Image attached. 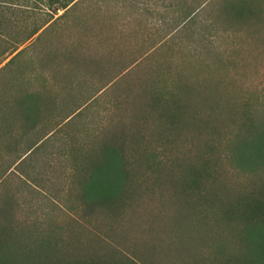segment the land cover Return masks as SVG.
Returning <instances> with one entry per match:
<instances>
[{
	"label": "rangeland",
	"instance_id": "obj_1",
	"mask_svg": "<svg viewBox=\"0 0 264 264\" xmlns=\"http://www.w3.org/2000/svg\"><path fill=\"white\" fill-rule=\"evenodd\" d=\"M205 1L87 0L47 28L39 41L33 38L25 44L31 45L29 51L13 72L0 77V114L5 111L8 90L42 91L43 79L46 89L42 92L46 93L42 97L46 101L50 95L55 103L54 112L43 119L62 122L72 110L81 108V115L63 123L19 168L24 181L9 175L0 183V205L5 193L13 198L11 220L27 241L32 233L50 234L59 240L64 261L101 250L126 264L192 260L201 264L220 249L234 254L249 246L239 243L238 236L264 238L260 226L227 225L216 213L194 210L188 205L195 196L177 190L167 180L159 186L153 173L162 169L164 177L170 166L194 162L205 142L211 141L217 159L215 191L233 196L251 182L264 180V139L245 140L225 129L243 119V92L252 102L258 99L264 105V1L255 3L258 17L249 33L227 39L231 44L228 71L224 72L216 57L212 81L194 84L203 99L182 97L184 104L198 112L195 120L207 119L216 134L205 133L199 124L177 132L141 101L165 79L196 75L197 63L189 64L191 58L180 54L175 45L185 19L174 10L188 4L199 10ZM216 2L210 17L217 16ZM116 99L120 110L113 107ZM253 115L264 124V107ZM112 126L122 132L127 154L136 157L135 150L146 152L151 169L135 179L131 198L112 209L91 210L80 200L89 183L78 178L81 172L74 173L73 152L79 148V154H90ZM252 147L259 149L258 155ZM108 174L109 188L119 197L127 185L121 183L119 173ZM176 219L192 223V229L175 230Z\"/></svg>",
	"mask_w": 264,
	"mask_h": 264
},
{
	"label": "trees",
	"instance_id": "obj_2",
	"mask_svg": "<svg viewBox=\"0 0 264 264\" xmlns=\"http://www.w3.org/2000/svg\"><path fill=\"white\" fill-rule=\"evenodd\" d=\"M85 1L87 0H0V77L13 72L17 61L29 51L31 45L24 46L25 44L33 38L39 41L47 28ZM263 1L206 0L204 7L199 10L192 9L191 4L174 10V14H179L185 19L183 26L179 28L180 39L175 45L180 54L191 58L192 62L189 64L197 63L198 70L195 76L186 78L180 76L174 81L165 79L157 88L145 93L141 101L148 108L156 110L161 122L173 127L177 132L199 124L200 129L205 133L209 131L211 135L216 134L215 126L212 127L207 119L199 117L197 121L195 120L198 112L184 104L182 97L203 99L202 92L196 91L194 84L199 81H212L210 73L216 65L214 62L216 57L220 63L218 65L224 68V72L228 71L227 51L231 48V44L227 43V39L249 33L252 21L258 17L259 10L255 7V3H263ZM215 2L219 3L217 16L210 17L209 11L214 10ZM60 11L62 14L58 15ZM4 62L6 63L1 66ZM43 81L41 88L45 91L46 79ZM9 83L12 85L14 81L11 79ZM42 91L37 88H31L27 92L8 90L7 105L4 107L5 111L0 114V163H2L0 183L5 182L9 175L17 176L20 181H24L25 174L19 168L63 123H69L74 116L81 115V108H77L65 116L62 122L43 119V115L54 112L55 103L50 95L45 101L42 96L46 92ZM242 94L243 119L239 121V125L234 121L225 129H230L229 133L235 131L245 140L264 139V124L259 123L253 115L264 105L259 103L258 99L252 102L245 92ZM203 97L206 99L205 95ZM119 106L120 101L116 99L113 107L120 110ZM209 110L212 111V108L210 107ZM105 131L108 135L100 140L98 148L92 149L90 154H79V148L74 149L73 152L75 153L74 173L78 176L77 173L81 172V177L78 178H83V181L88 179L87 183H89L86 189L82 190L80 200L91 210L104 207L112 209L117 203L131 198L132 187L136 185L135 179L146 176L147 171L151 169V159L146 152L137 149L134 151L136 157L127 154L123 148L124 136L117 127L112 126ZM252 148H255L254 154L258 155L259 149ZM213 151L212 142H205L203 150L195 156L194 162L188 161L183 165L170 166L164 177L163 170L156 169L153 173L158 185L164 184L167 180L177 190L192 194L195 197L189 200L188 206L191 205L196 211L209 210L213 214L216 213L220 222L227 225L264 228V180L251 182L243 191H238L233 196H227L219 190L215 191L213 172L217 159ZM110 172L119 173L121 183L127 185L126 189L120 192L119 197L109 188L111 176L109 177L108 173ZM11 200L13 198L5 193L0 205V264H126L120 258L117 259L115 254L101 250L79 253L70 261H64V254L58 249L59 240L52 238L50 234L32 233L27 241L23 232L16 229L11 220ZM173 226L175 230L183 226V229L189 227L192 229L193 224L185 219H176ZM237 241L245 242L244 244L249 246L234 254H228L224 249H220L210 260L205 259L201 264H264L263 236L258 239L252 236L249 238L248 235L238 236ZM20 257L24 260L20 261ZM185 263L200 264L197 260Z\"/></svg>",
	"mask_w": 264,
	"mask_h": 264
}]
</instances>
